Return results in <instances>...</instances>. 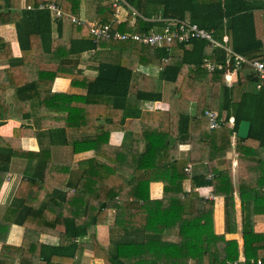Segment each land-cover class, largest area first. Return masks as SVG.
<instances>
[{"label":"trees","instance_id":"16d2710c","mask_svg":"<svg viewBox=\"0 0 264 264\" xmlns=\"http://www.w3.org/2000/svg\"><path fill=\"white\" fill-rule=\"evenodd\" d=\"M81 1L26 0V5L32 6L27 9L21 8V0H0V24L15 25L22 50V55L15 57L10 41L0 35V56L12 60V68L15 62H19V69L28 63H43L36 68L41 73V79L37 80L50 84L55 77L67 74L61 72V63L82 59L97 61L94 74L80 84L87 90L86 113L100 119H93L91 124L88 121L93 133L83 137L67 139V131L74 130L73 127L58 128L63 134V143L72 144L75 150H92L94 156L78 162L76 168L55 166L57 171L73 173L72 178L53 179V186L57 188L54 198L62 205L55 204L56 211H47V202L39 210L25 207V217L20 220L14 217L17 208L12 205L0 221V264H25L26 261L54 264L51 263L53 256L73 257L79 249L82 251L84 243L58 246L39 242V235L53 231L58 220L64 224L69 237L89 235L94 255L105 264H192L191 260L193 264H237L238 241L215 233L214 200L202 197L195 190L186 191V179H191L194 186H213L214 193L224 198L227 233L237 230L235 192H239L245 264H264V257L260 255L264 250V233L254 229V218L264 215V81L258 88L260 78L248 62L241 63L238 78L232 84L227 81L226 68L208 71L205 58L225 62L227 53L221 45L204 39L151 46L134 40L96 38L88 23L83 22L74 24L71 38L65 40L62 19H55L59 33L54 37L51 11L40 8V3L55 2L67 13L79 16ZM95 1L98 2L95 23H111L113 31L135 28L140 32L162 31L168 19L176 18L213 30L220 42L227 37L229 48L249 62H264V41L258 32L255 13L257 9H264V0H127L141 15L129 14L128 19L120 23L115 21L116 9L110 3ZM132 18L134 23H131ZM103 51H117L119 59L108 61L102 56ZM49 64L54 66L49 67ZM139 65L161 68L158 76L153 77L140 71ZM235 65L232 57L231 69ZM11 70L6 71L7 75ZM47 72L50 75L44 78L42 75ZM74 78L73 84H79ZM15 79L12 85L20 90L21 85ZM25 80L22 89L42 86L36 79ZM6 86L5 76L0 75V97L5 94ZM142 101L162 102L167 108L148 110L141 106ZM21 102L24 105L27 100ZM208 109L218 111L221 126L211 127ZM69 113L73 120V111ZM244 119L251 121L247 138L237 135ZM114 130L125 132V143L109 144ZM15 138L0 137V144L1 141L12 143ZM134 138L146 143L139 151L132 150ZM233 149L239 160L237 183L233 162L227 157ZM12 156L11 150L0 151V178ZM188 164L192 165L191 173L185 171ZM222 164L224 168L220 167ZM250 170L256 173L251 174ZM208 173L214 176L209 177ZM152 182L163 183L164 192L159 199L151 198ZM95 191L101 193L103 209L110 205L125 209L124 223L112 226L119 235L112 239L109 256L96 238V226L107 223L106 211L100 206L97 210L83 212L86 196L90 192L95 196ZM74 203L77 206L72 209ZM52 215L56 219L50 223ZM141 215H145L144 223ZM30 218L35 225L32 222L26 225V238L29 243L34 240V246L33 242L19 247L8 244L9 225L15 221L27 223L23 220ZM171 230L178 231V241L166 239L167 231ZM259 258H262L261 263H258Z\"/></svg>","mask_w":264,"mask_h":264},{"label":"crops","instance_id":"0c3cea01","mask_svg":"<svg viewBox=\"0 0 264 264\" xmlns=\"http://www.w3.org/2000/svg\"><path fill=\"white\" fill-rule=\"evenodd\" d=\"M257 2V0H255ZM260 2V0H259ZM44 2H41L42 4ZM49 3V2H46ZM55 3V2H54ZM104 3H109L106 0ZM26 0H21V8L31 9V5H26ZM98 8V2L95 0H82L80 15L73 13H65V17L62 20V35L65 40H69L72 34V26L74 23L69 19L70 16H75L85 20L88 23L96 22V12ZM257 14V28L260 36L264 41V9L255 10ZM128 11L124 10L121 12L119 21L117 23L124 22L129 17ZM52 15V12H51ZM68 16V17H67ZM133 16V15H132ZM135 17V16H134ZM53 24L52 31L53 36L57 37L59 33L58 25L55 22L54 16L52 15ZM135 19H131L133 23ZM0 35L3 36L7 41L11 43V51L15 57H20L22 55L21 46L17 37L16 28L14 24H0ZM2 50H0L1 52ZM117 51H112L110 53L103 52L102 56L108 61L110 58L115 56ZM118 53V52H117ZM5 54H7L5 52ZM98 64L97 61L92 60H81L79 62H64L60 64L62 68L61 72L67 74H62L66 76H57L54 80L47 83H42L39 77L41 73L38 72L37 67L43 66L41 64L28 63L19 69V62H15V67L12 68L13 61L7 57L0 56V71H5L0 75L5 76V81L7 80V86L5 87V94L0 97V137L1 138H12V143H5L1 141L0 151L11 150L13 156L11 157L8 169L4 175L0 178V221L4 218L6 212L14 206L17 208V216L19 219H24L26 208L25 207H35V210H39V207L47 202V211H56V206L61 207L55 196V190L53 186V179L57 178L60 181L63 179L72 178L73 173H65L64 171H57L55 169L56 165L65 168L71 166L72 168L78 167V162L87 160L94 156V151L92 150H75L72 144L63 143L64 137L58 128L73 127L74 130L67 131V139H72L76 137H83L84 135H91L93 133L92 126H90L91 121L100 120L95 115H88L87 108L85 106L87 100H85V94L87 90L80 83L86 81L87 76L94 74V68ZM54 65L49 64V67ZM9 68L12 70L6 72ZM18 68V70H17ZM79 69V70H78ZM45 72V71H44ZM51 72V71H50ZM50 72L47 74L43 73L44 78H48ZM22 79L20 75H22ZM39 74V75H37ZM16 75V76H14ZM230 75H234L232 80H228L229 84L236 81L238 78V71L230 72ZM19 81V87L13 86V79ZM73 77L79 84H73ZM25 79L34 80L39 82L40 87L31 89H22L25 85ZM83 84V83H82ZM29 85V84H28ZM17 92L18 95H17ZM58 94V95H57ZM22 99H26L27 102L23 105ZM45 101V102H42ZM79 100V101H78ZM148 104V106H147ZM150 104H155L150 107ZM141 106L148 110L153 109H164L167 108L165 103L162 102H147L142 101ZM73 120L70 118V113L72 112ZM233 121L234 118L232 117ZM90 121V124H88ZM232 122V121H231ZM95 124H98L97 122ZM234 124V122L232 123ZM232 124L230 123L231 127ZM88 125V126H87ZM55 133V136L52 134ZM125 143V132L123 130H114L110 133L109 144L114 146H119ZM132 150L139 151L142 147L146 145L144 140L139 138H134L132 140ZM11 144L12 146H6ZM81 146V145H80ZM84 148V147H83ZM233 162V173L234 180L238 181V156L236 150L233 149L228 153L227 156ZM253 164V163H252ZM225 167V164L220 166ZM57 173V175H56ZM251 174H255L250 170ZM213 174V173H208ZM45 175V176H44ZM44 176V178H43ZM214 176V174H213ZM212 176V177H213ZM36 181L31 183V181ZM184 189L186 191L195 190L199 194L211 200H214V230L217 234H225L228 240H237L240 247L239 259L236 261L237 264H245L246 258L243 252V234H242V221H241V200L239 197V192H235V205L237 209V230L234 233H227L225 231V206L224 198L218 196L214 193L213 186H194L191 179H186L184 181ZM67 191L72 192V188H67ZM89 191H87L88 193ZM163 183L162 182H152L150 185V195L153 199H159L163 196ZM95 196L90 192L86 196L83 204V212L86 213L87 210L91 209L97 210L101 206V210L106 211L107 223H100L96 226V238L97 241L105 248V254L109 256V251L112 247V239L118 238V231L112 229V226L117 224L121 225L124 223L125 209L123 207L118 208L117 206H108L103 209V199L101 193L95 191ZM100 194V197L99 195ZM90 196H93L90 198ZM53 197V198H52ZM56 204V206H55ZM76 204L72 209L76 208ZM79 206V205H78ZM67 209H64L66 211ZM77 211L79 212L80 209ZM19 214V215H18ZM144 216L141 215L140 220L144 223ZM85 217V216H83ZM33 218L23 220L27 223L13 222L9 225L7 234V243L14 246H28L32 244L26 238L27 234V224L31 225V222L35 225ZM40 219V218H37ZM36 219V220H37ZM56 219L55 215L50 217V223ZM87 219V218H85ZM41 222V221H38ZM48 223V225H50ZM40 225V224H39ZM254 229L256 232L264 233V215H260L254 218ZM115 236V237H114ZM166 239L168 241H178L179 233L177 230L167 231ZM89 235L82 236L79 238H72L67 236L65 233V226L62 221L56 222L55 229L51 232H42L39 235V242L48 245H58L64 246L69 245L72 242L84 243V247L79 249L75 256L73 257H59L53 256L52 262L54 264L64 262L65 264H105L102 258H97L94 255L93 242L91 241ZM33 242V246H34ZM2 244L0 243V250ZM260 255L263 256L264 250L260 251ZM26 261L25 264H28ZM194 263V260H191ZM31 264H46L41 262L31 261Z\"/></svg>","mask_w":264,"mask_h":264},{"label":"built area","instance_id":"2783aa9c","mask_svg":"<svg viewBox=\"0 0 264 264\" xmlns=\"http://www.w3.org/2000/svg\"><path fill=\"white\" fill-rule=\"evenodd\" d=\"M108 2L116 9L115 11V21H119V17L122 11L126 10L131 13L133 16L141 15L139 11L134 8L127 0H108ZM40 8H48L52 12L54 19H64L66 16L63 10L54 2L42 3ZM68 17V16H67ZM69 19L74 24H80L86 22L85 20L70 16ZM158 19H162L161 16ZM168 24L160 30L152 29L149 31L140 32L138 29H134L133 31H120V30H112L111 23H106L103 25H97L96 23H88L90 26V32L96 37H113L114 39L119 40H134L141 42L145 45H157L164 46L170 45L174 41L186 44L192 39H204L209 41L213 45H221L226 50V60L225 62H213L208 58H205V67L208 71H214L216 69H227L226 75H228L232 71H237L241 68V63L248 62L252 66V70L256 73V75L260 78V82L257 84V87H261V84L264 81V62L263 61H254L249 62V60L232 51L227 43V37H225L224 42L218 41L213 33V30H208L207 28L201 27L198 23L179 20L176 18L168 19ZM134 23V22H133ZM235 59L236 65L234 69H231V58ZM206 113L209 115L211 120V127H219L221 126V121L218 119V111L213 109H208ZM1 122V121H0ZM185 171L187 173L192 172V165L188 164L185 167ZM209 177H212L213 174H209ZM264 257V254H263ZM262 262V258L258 259V263Z\"/></svg>","mask_w":264,"mask_h":264},{"label":"rangeland","instance_id":"374dc122","mask_svg":"<svg viewBox=\"0 0 264 264\" xmlns=\"http://www.w3.org/2000/svg\"><path fill=\"white\" fill-rule=\"evenodd\" d=\"M104 52V51H103ZM105 53V52H104ZM115 56H113V57H111V59L112 60H118L119 59V55H118V53L116 52L115 54H114ZM139 70L140 71H144V72H146V73H148L149 75H151V76H153V77H157L158 76V74H159V71H160V66H155V65H149V67L148 66H144V65H139ZM230 74V73H229ZM229 74L228 75H226V77H227V81L229 80ZM229 83V82H228ZM152 105H155V104H150V107L152 106ZM147 106H148V104H147ZM156 106V105H155ZM231 124L234 122L233 121V119H232V117H231ZM234 126V124H232V127Z\"/></svg>","mask_w":264,"mask_h":264},{"label":"water","instance_id":"95a60500","mask_svg":"<svg viewBox=\"0 0 264 264\" xmlns=\"http://www.w3.org/2000/svg\"><path fill=\"white\" fill-rule=\"evenodd\" d=\"M251 128V121L249 120H241L238 130H237V135L241 138H247L250 132Z\"/></svg>","mask_w":264,"mask_h":264}]
</instances>
